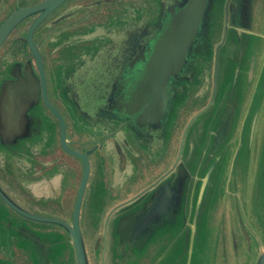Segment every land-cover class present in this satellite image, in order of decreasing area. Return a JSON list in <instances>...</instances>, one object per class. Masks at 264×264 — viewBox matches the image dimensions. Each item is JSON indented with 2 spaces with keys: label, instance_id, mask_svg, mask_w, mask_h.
<instances>
[{
  "label": "flooded vegetation",
  "instance_id": "1",
  "mask_svg": "<svg viewBox=\"0 0 264 264\" xmlns=\"http://www.w3.org/2000/svg\"><path fill=\"white\" fill-rule=\"evenodd\" d=\"M182 1L0 0V264H79L66 225L85 162L62 146L45 94L89 159L79 212L88 264L258 263L264 142L248 148L245 112L262 38L243 31L256 26L249 0L213 3L165 98L133 96L136 62Z\"/></svg>",
  "mask_w": 264,
  "mask_h": 264
},
{
  "label": "water",
  "instance_id": "2",
  "mask_svg": "<svg viewBox=\"0 0 264 264\" xmlns=\"http://www.w3.org/2000/svg\"><path fill=\"white\" fill-rule=\"evenodd\" d=\"M215 1L216 0H183L182 3H177L168 7L167 11L160 19L161 26L157 29L154 40L150 43V47L146 49V55L136 62L137 68L130 74L129 79H132V77L135 76L133 74H138L137 71L143 70L141 75L142 80L136 85L135 90H133L135 92L133 93L135 99L139 96H146L149 93L157 98L162 94L163 98H165L164 94L167 93V88L171 81L177 78H185L192 60L191 56L193 49L197 44V39L201 35L207 13L211 10ZM249 4V9L251 11L250 20L252 23L255 22L256 26L253 31V26L247 22L245 23L246 26H244L243 31H245L248 36H254L255 31H257V35L260 36L262 40H260L258 44L257 52L259 58H257V55L256 59L254 57V62L249 72L250 80L254 81V88L253 91L251 90L252 93L250 92L246 97L245 133L248 134V148H250V144L253 141L256 123L259 118L258 102L264 94V66L261 72H259V75L257 73L259 63L264 58V3L261 0H249ZM252 10H254V15L252 14ZM248 23L250 25H248ZM249 47L250 45L247 44L244 58L248 53ZM134 48L135 47H132L129 52H134ZM255 60L257 64L256 73ZM235 78L236 83L238 77L236 76ZM121 91L125 93L127 90ZM233 91L235 93V89ZM223 99L224 95L219 92L215 97L214 106L216 107ZM45 100L60 120V139L62 146L69 152L84 158L85 166L76 201L73 224L71 226L67 224L66 226L72 230L73 238L77 246L79 264H88L79 237V212L89 177V159L87 158V153L74 150L69 146L65 136L64 119L61 113L48 101L46 94ZM164 103L165 102L157 100V102L152 101V104H149V107H152V109L157 112V121L164 119L166 116L164 112L160 116V111L163 110L165 106ZM131 104H134V102ZM155 105L159 110L156 109ZM207 112H210L211 116L214 112V107ZM257 264H264V247L261 250Z\"/></svg>",
  "mask_w": 264,
  "mask_h": 264
},
{
  "label": "rangeland",
  "instance_id": "3",
  "mask_svg": "<svg viewBox=\"0 0 264 264\" xmlns=\"http://www.w3.org/2000/svg\"><path fill=\"white\" fill-rule=\"evenodd\" d=\"M257 58L258 57V52L255 51ZM264 58L260 61L259 63V69H258V75L259 72H261L262 67L264 66ZM258 110H259V118L257 120L256 123V127H255V132H254V137H253V141L250 144V148L252 147H256L258 145L259 139L261 140V146H263V142H264V94L262 95L261 99L258 102ZM89 223V222H88ZM260 247H264V240L261 244ZM243 259L239 260L236 262V260L233 261V264H242Z\"/></svg>",
  "mask_w": 264,
  "mask_h": 264
}]
</instances>
